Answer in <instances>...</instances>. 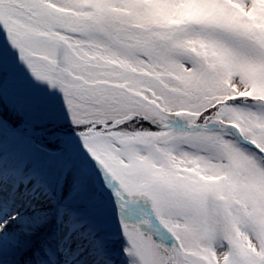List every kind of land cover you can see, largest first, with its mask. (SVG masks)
<instances>
[{
  "label": "snow or ice",
  "instance_id": "obj_1",
  "mask_svg": "<svg viewBox=\"0 0 264 264\" xmlns=\"http://www.w3.org/2000/svg\"><path fill=\"white\" fill-rule=\"evenodd\" d=\"M0 30L98 169L38 101L0 115V264H117L115 239L127 264H264V0H0Z\"/></svg>",
  "mask_w": 264,
  "mask_h": 264
},
{
  "label": "rangeland",
  "instance_id": "obj_2",
  "mask_svg": "<svg viewBox=\"0 0 264 264\" xmlns=\"http://www.w3.org/2000/svg\"><path fill=\"white\" fill-rule=\"evenodd\" d=\"M0 61L3 64V89L0 92V112L7 110L8 116L16 122V124H12V122L9 125L18 127L27 115L26 110L33 102L38 101L47 114L54 118L62 138H69L70 144L77 151L80 163L95 171L89 162L91 158L82 148H79L75 126L62 116V93L59 89L50 87L46 82L33 77L27 66L19 59L18 50L11 45L3 30H0ZM3 118L7 122L9 121L4 116ZM177 126H182V124L177 121ZM152 127L156 126L153 125ZM5 135L7 136V133ZM100 184L103 185V181ZM100 193L106 204L114 200L112 191L107 185L100 187ZM149 210L150 205L145 201L130 200L123 209H118V215L121 219L133 222L148 213ZM108 226L111 233L119 237V225L116 216L112 215L111 212L108 215ZM121 244L122 240L115 239L111 242V249L119 253L117 264H127V258L120 251ZM9 257L10 253L6 252L4 264H9Z\"/></svg>",
  "mask_w": 264,
  "mask_h": 264
},
{
  "label": "trees",
  "instance_id": "obj_3",
  "mask_svg": "<svg viewBox=\"0 0 264 264\" xmlns=\"http://www.w3.org/2000/svg\"><path fill=\"white\" fill-rule=\"evenodd\" d=\"M0 114H1L2 116H4L5 118H7V120L9 119L10 123L13 122L12 124H16L15 120H14V119H11V117L8 116V112H7V110H3V111H1Z\"/></svg>",
  "mask_w": 264,
  "mask_h": 264
},
{
  "label": "water",
  "instance_id": "obj_4",
  "mask_svg": "<svg viewBox=\"0 0 264 264\" xmlns=\"http://www.w3.org/2000/svg\"><path fill=\"white\" fill-rule=\"evenodd\" d=\"M8 126L11 128H16L15 126L9 125V123L7 122Z\"/></svg>",
  "mask_w": 264,
  "mask_h": 264
}]
</instances>
